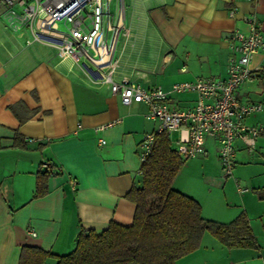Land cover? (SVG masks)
I'll list each match as a JSON object with an SVG mask.
<instances>
[{
    "label": "crops",
    "instance_id": "0c3cea01",
    "mask_svg": "<svg viewBox=\"0 0 264 264\" xmlns=\"http://www.w3.org/2000/svg\"><path fill=\"white\" fill-rule=\"evenodd\" d=\"M19 11L0 0V264H18L25 245L64 255L81 230L130 225L135 203L127 193L141 183L138 144L157 125L145 117V103L123 105L90 64L60 59L49 43L33 40L29 28L15 21ZM110 13L111 26L128 29L117 37L113 78L145 88L168 91L178 81L224 78L229 34L248 32L244 16L257 19L264 37V0H123L120 16L111 0ZM256 67L235 94L264 105L261 53L249 62L251 70ZM193 100V94L171 93L169 103L186 108ZM112 120L118 121L95 130ZM244 123L264 128V109ZM179 135L169 134L174 148ZM234 146L232 176L222 177L217 140L208 136L205 152L196 157L209 182L190 179L184 161L172 187L197 200L205 219L227 223L245 213L257 245L228 248L204 232L199 247L175 264H264V132L252 148L240 138ZM44 170L47 193L34 197L36 174Z\"/></svg>",
    "mask_w": 264,
    "mask_h": 264
},
{
    "label": "built area",
    "instance_id": "2783aa9c",
    "mask_svg": "<svg viewBox=\"0 0 264 264\" xmlns=\"http://www.w3.org/2000/svg\"><path fill=\"white\" fill-rule=\"evenodd\" d=\"M8 7L15 5L20 11L13 14L18 26L29 28L32 39L45 41L55 48L60 59L70 58L75 63L85 61L107 84L113 93L119 94L121 103H145L148 107L145 117L156 121L154 130L145 132L138 144L139 159L143 162L149 155L155 133L175 130L180 135L175 147L183 158H192L205 152V140L214 136L218 143V157L222 173L232 176L235 163L234 141L240 138L252 148L256 137L264 132L260 126L244 123L248 115L264 109L260 102L241 101L235 92L244 81L254 77L258 68L251 70L249 62L256 53L264 55L262 37L257 19L244 16L248 32L237 29L229 34L230 56L226 65V76L197 77L193 80L172 83L170 90L161 86L145 88L127 79L115 81L118 62L115 58L117 37L128 29L120 23L111 26V0H3ZM119 16L123 0H117ZM234 16L235 8H230ZM109 31L111 33L109 34ZM171 93L193 94V104L186 108H175L169 103ZM118 120H112L95 127L102 131ZM105 143L104 139L99 140ZM31 234H35L31 231Z\"/></svg>",
    "mask_w": 264,
    "mask_h": 264
},
{
    "label": "trees",
    "instance_id": "16d2710c",
    "mask_svg": "<svg viewBox=\"0 0 264 264\" xmlns=\"http://www.w3.org/2000/svg\"><path fill=\"white\" fill-rule=\"evenodd\" d=\"M18 139L15 135L14 143ZM184 160L166 132L155 133L151 151L140 165L141 183L127 193L135 203L130 225L111 222L100 233L81 230L75 248L64 255L25 245L18 264H44L48 259H55L54 264H175L199 247L204 232L228 248L256 247L245 213L227 223L205 219L197 200L172 187ZM48 174L37 172L34 197L47 193Z\"/></svg>",
    "mask_w": 264,
    "mask_h": 264
},
{
    "label": "rangeland",
    "instance_id": "374dc122",
    "mask_svg": "<svg viewBox=\"0 0 264 264\" xmlns=\"http://www.w3.org/2000/svg\"><path fill=\"white\" fill-rule=\"evenodd\" d=\"M112 8H113V6H112ZM198 158L199 157H192V158H187V159L184 160L185 164L189 165L188 169H191V171H192L190 173V175H189L190 179L195 180V178H198L201 182H205V183L209 182L208 177H207V179L205 177L206 181H204L205 180L204 177H203L204 173L202 171L201 163L198 161ZM182 166H181V168H182ZM211 166H212V164H211ZM222 177H225L223 173H222ZM216 186H217V184H216Z\"/></svg>",
    "mask_w": 264,
    "mask_h": 264
}]
</instances>
